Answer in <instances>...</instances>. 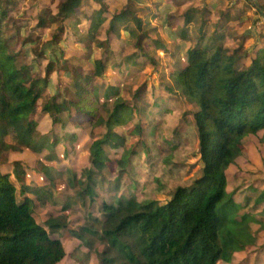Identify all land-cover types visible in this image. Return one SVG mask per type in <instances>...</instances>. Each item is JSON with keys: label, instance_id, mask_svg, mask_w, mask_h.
Listing matches in <instances>:
<instances>
[{"label": "trees", "instance_id": "16d2710c", "mask_svg": "<svg viewBox=\"0 0 264 264\" xmlns=\"http://www.w3.org/2000/svg\"><path fill=\"white\" fill-rule=\"evenodd\" d=\"M92 1L62 0L55 10L42 7L35 27L53 29L43 39L31 32L11 33L12 8L8 0H0V166L9 163L11 151L28 152L36 163L28 181L21 161H14L10 172L0 171V264H59L66 255L62 240L55 236L60 232L78 236L89 247L93 240L87 237L99 235L105 241L100 264L230 262L236 252L255 243L251 224H262L264 218V206L258 214H241L251 205V196L246 204L237 202L235 192L228 190L227 178L230 165L246 150L244 139L264 129V43L252 49L248 64L244 60L248 51L226 46L219 30L227 25L228 14L210 31L208 12L194 7L186 12L178 36L189 40L198 31V41L188 49L187 60L171 69L174 84L158 90L183 96L196 107L193 114L202 172L191 184L172 189L163 202L148 196L138 199L133 195L141 184L137 159L150 156L153 165L157 154L151 156L146 139L127 146L128 136L121 128L129 134L143 133L149 122H133L138 113L161 114L169 109L162 105L166 98L157 94L153 100L155 93L149 94L145 84L134 88L132 100L124 98L121 83L140 59L156 63L147 50L148 31L156 26L135 13L134 0L109 16L106 26L107 0ZM261 8L264 13V3ZM81 14L88 27L78 41L90 60L72 56L69 63L62 43H73L68 26L82 25ZM101 27L108 38L98 39ZM123 31L128 35L127 45L138 39L135 53L122 56L111 47L110 39ZM152 42L158 49L165 48L157 39ZM20 43L22 47L17 48ZM26 44L30 52L24 58L31 62L22 63L19 58ZM95 47L100 52L94 53ZM86 65L89 68L84 72ZM63 71L67 76L60 75ZM108 71L115 83H108ZM58 73L64 79L54 80ZM40 106L52 121L50 133H42L34 118ZM68 126L72 132L66 130ZM86 135L91 140L83 154L87 165L80 163L76 152ZM173 143L165 139L163 145ZM107 146L112 154L121 155L123 166L117 174H111L113 158ZM73 153L77 158L71 161ZM62 160L69 167L57 169L53 163ZM162 162L165 167L178 166L171 156ZM64 174L82 208L88 209L79 230L69 220L75 206L69 196L54 201L63 204L56 207L57 213L48 212L40 221L35 216L42 218L41 208L55 198L53 187ZM122 182L128 194H123ZM104 189L113 190L110 201L100 198ZM260 204H264V189L254 206Z\"/></svg>", "mask_w": 264, "mask_h": 264}, {"label": "rangeland", "instance_id": "374dc122", "mask_svg": "<svg viewBox=\"0 0 264 264\" xmlns=\"http://www.w3.org/2000/svg\"><path fill=\"white\" fill-rule=\"evenodd\" d=\"M8 1L12 8L10 11V21L13 23L11 33L23 36L31 32L38 37L42 36L43 39L50 36L53 29L41 31L35 27L37 13L46 5L54 9L56 4L62 0ZM106 2H108L110 7V13H106L108 20L105 25L107 26L109 16L127 7L129 0H107ZM92 3L95 4V1L93 0ZM134 3L135 13L144 20H150L151 27L156 26V29L148 31L149 45H147V50L154 56L156 63H150L149 61H144L145 59H140L138 66L132 69L130 74L128 73L124 76L127 79L121 83V95L124 98L132 100L134 88L145 84V90L147 89L149 94L155 93L153 100L156 99L157 94H161V98H166V101H163L162 105L166 106L169 111L161 114L154 112L149 115L147 112L145 114L138 113L133 119V122H144L145 120L149 122V127L143 133H140L138 130V132L129 134L127 130L123 128L121 130L128 136L127 146H130L132 142H139L140 140L146 139L151 150V156L157 154V157L154 159L155 164L153 165H150V156L143 154L137 159V176H139L141 184L137 189L133 190V195L138 199L147 196L155 197L163 202L170 197L169 195L172 189L178 185L191 184L202 172L199 140L193 114L196 107L183 96L173 97L169 93H162L158 90H162L163 86H172L174 84L173 78L170 76L171 69L175 67V64L187 60L188 49L198 41V31L192 33L193 39L185 40L181 36H178L179 28L185 24L184 17L186 12L193 7L199 8L198 10L202 13L208 12L211 16L210 21L212 22L211 27H209L210 31L216 28L215 24L220 20L224 21V18L228 14V23L225 28L219 27V30L224 34V42L228 47H240L242 48V52L248 51V56L244 60L249 64L251 62L252 49L259 48L264 43V13L261 8L264 0H134ZM81 17L82 25L78 27L68 26L73 43H62L66 49L64 57L69 58V63L73 62L71 59L72 56L90 60L88 51L78 41L84 28L86 29L88 27V22L84 19V14H81ZM97 36L98 39L108 38L105 27H101L97 31ZM125 38H128V35L123 31L119 37L115 36L110 39L111 47L116 49L117 52H120L122 56L137 51L135 42L138 39H131L127 45ZM155 39L159 40L165 48L158 49L152 42ZM19 47H22L21 43L17 44V48ZM23 50V56L19 59L22 63L26 61L31 62L29 59L26 60L24 58V55L30 52L29 44H26ZM96 52H100V50L95 47L94 53ZM30 57L33 59L34 54L31 53ZM88 68L89 65H86L82 69L85 72ZM107 74L109 75L107 77L108 83H115V79H113L109 71ZM60 75L65 77L67 76V72L63 71ZM60 75H54L53 79H64ZM34 116L39 123V130L42 133H50L53 128L52 121L49 115L42 111L41 106L38 107ZM66 130L68 132L73 131L71 126H68ZM176 130L177 132H175ZM85 137L79 145V150H76V152L79 154L80 163L87 165L89 162H87L86 156L83 154L86 153L91 140L88 138V135ZM165 139L171 142L173 141V145L171 147L164 146L163 142ZM244 141L246 144L245 152L227 170L228 190L234 191L235 200L243 204H246L247 198L251 196V205L243 209L241 214L247 211L258 214L264 206V204L254 206L256 197L264 189V129L256 134L248 135ZM66 145L69 148L71 147L69 141H66ZM106 149L113 158L111 174H117L119 173L118 170L123 166L119 160L121 155L112 154L108 146ZM27 153L23 151H11L9 152L8 160L10 164L14 161H22L27 171V176L30 177L36 163L32 155ZM167 156H171L172 162H176L175 164L178 166L175 167L171 164L168 165L169 167H165L162 158ZM76 158L75 153L70 156L71 161ZM53 164H55L57 169L69 167L70 165L66 160ZM62 171L65 172V170ZM156 178L158 179L156 180ZM45 180L48 182L46 177ZM26 181H28L27 178ZM122 185L123 194H128L127 185L124 182H122ZM53 191L55 192L56 199L52 198V200L46 202L45 206H42L40 213L42 214V218L40 215H35L38 221L43 219L48 212L50 214L57 213L58 210L56 207L63 204H55L54 201H61L63 196L65 198L69 196V202L75 205L72 212L74 226L82 224L84 218L87 219L86 213L88 209L86 211L80 205L77 195L65 174L56 180ZM113 195V190L112 192L107 189L100 191L101 199L106 198L110 201ZM259 218H261L260 215ZM262 220V224L257 222L251 224V231L256 239L255 243L247 246L245 250L236 252L230 262H222L221 264H264V218ZM62 239L66 246V255L59 264H83L82 260H86L85 264L101 263L99 256L105 247V241L99 235L90 238L87 237V240H93L92 246L90 247L86 246L78 238L73 239V236L70 234L62 235Z\"/></svg>", "mask_w": 264, "mask_h": 264}, {"label": "crops", "instance_id": "0c3cea01", "mask_svg": "<svg viewBox=\"0 0 264 264\" xmlns=\"http://www.w3.org/2000/svg\"><path fill=\"white\" fill-rule=\"evenodd\" d=\"M22 162V161H21ZM23 163V162H22ZM24 164V163H23ZM54 166H55V164H54ZM12 169H13V167H12V165L10 164V163H7V164H5V165H2V166H0V171H3V172H10V171H12ZM27 176V175H26ZM32 178V174H31V176L29 177V176H27V179H31ZM72 213L70 214V217H69V220H70V222H71V224L74 226V223H73V220H72ZM84 223V222H83ZM80 225H82V224H80ZM80 225L78 224V226H74V227H76V230H79V228H80ZM68 235V234H70L71 236H73V239H79V237L78 236H76V235H74V234H71L70 232H66V233H64V234H62L61 232L60 233H57L55 236L56 237H58V238H60V239H62V235ZM65 237H67V236H65ZM63 240V239H62ZM81 240V239H80ZM82 241V240H81ZM62 242H64V241H62ZM64 244V243H63ZM64 247H66L65 246V244H64ZM80 262H81V260H80ZM82 263L83 264H85L86 263V260H82ZM80 264V263H79Z\"/></svg>", "mask_w": 264, "mask_h": 264}]
</instances>
